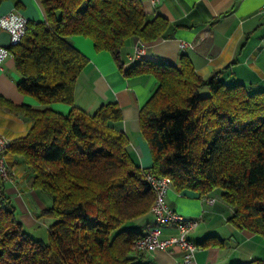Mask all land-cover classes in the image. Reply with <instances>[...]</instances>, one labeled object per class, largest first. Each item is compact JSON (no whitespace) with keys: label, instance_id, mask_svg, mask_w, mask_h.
<instances>
[{"label":"trees","instance_id":"trees-1","mask_svg":"<svg viewBox=\"0 0 264 264\" xmlns=\"http://www.w3.org/2000/svg\"><path fill=\"white\" fill-rule=\"evenodd\" d=\"M40 2L44 20H28L22 40L10 47L21 77L18 90L38 105L1 96L0 105L31 121L5 151L21 156L29 185L51 201L41 216L53 221L46 240L32 237L0 179V264H144L135 242L155 199L147 171L170 177L177 190L207 195L219 189L233 209L228 221L264 238V89L205 80L185 53L177 65L149 60L128 65L125 75L150 73L157 80L138 114L152 157L141 168L118 126L122 114L116 102H103L92 113L74 103V84L87 59L70 37L90 38L96 51L109 52L122 68L125 40L155 39L167 19H148L140 0ZM54 103L70 108L62 113Z\"/></svg>","mask_w":264,"mask_h":264},{"label":"crops","instance_id":"crops-1","mask_svg":"<svg viewBox=\"0 0 264 264\" xmlns=\"http://www.w3.org/2000/svg\"><path fill=\"white\" fill-rule=\"evenodd\" d=\"M140 2L148 19L161 15L168 24L160 36L150 41L128 37L119 53L122 64L137 48L141 56L135 63L149 60L177 65L179 55L185 53L205 80L215 77L228 85L243 83L253 89H264V0H158L156 5L149 0ZM10 11H19L28 20H44L40 0H0V16ZM70 39L73 47L87 59L74 84V103L92 113L103 102H116L122 114L118 126L128 137L130 156L141 168L149 167L151 151L142 136L138 114L156 89V78L150 73L127 76L123 71L128 66L121 68L109 52L96 51L90 38L72 35ZM181 42H186L187 46L182 48ZM20 78L13 56H7L0 69V96L14 104L38 105L32 96L18 90ZM52 107L62 113L70 108L63 103H54ZM30 123L27 116L0 105V137L9 143L23 136ZM4 158L14 171L13 180L4 181L6 193L16 205L27 230L34 229L51 201L42 191L29 185V171L21 156L5 151ZM206 197L214 201L207 203ZM165 201L184 217L198 220L196 228L188 233V238L198 245L190 264H236L242 260L240 254L236 255L238 240L252 238L255 234L236 229L228 221L233 209L222 199L219 190L200 195L171 185ZM153 223L151 213L143 227L146 229ZM176 234L175 228L168 225L159 237ZM207 237L214 239L200 245ZM217 239L221 242L210 244ZM182 255V250L172 247L144 252L139 260L144 264H183Z\"/></svg>","mask_w":264,"mask_h":264},{"label":"built area","instance_id":"built-area-1","mask_svg":"<svg viewBox=\"0 0 264 264\" xmlns=\"http://www.w3.org/2000/svg\"><path fill=\"white\" fill-rule=\"evenodd\" d=\"M149 1L152 5H156L158 2V0ZM262 10H264V6H262ZM27 22L28 19L19 11H10L0 16V31L6 30L10 33V46L0 45V69L4 59L7 56H12L10 47L22 40ZM180 46L184 48L187 43L181 42ZM140 56L141 50L137 48L133 54L126 57L123 65L128 66L134 63L140 59ZM8 145V140L0 137V179L3 181L13 180L14 178V171L8 167L4 158V152ZM145 179L155 193V199L150 207V211L154 216V223L147 226L144 234L136 240V250L138 252H152L157 249L177 247L183 251L182 263L190 264L194 259V253L198 249V245L188 238V233L196 228L198 220L184 217L166 203L165 195L171 187L170 177L147 171ZM205 200L207 203L214 201L213 198L209 197H206ZM168 225L174 227L177 234L168 238L159 237L161 231Z\"/></svg>","mask_w":264,"mask_h":264},{"label":"rangeland","instance_id":"rangeland-1","mask_svg":"<svg viewBox=\"0 0 264 264\" xmlns=\"http://www.w3.org/2000/svg\"><path fill=\"white\" fill-rule=\"evenodd\" d=\"M201 94H207L206 90L201 91ZM219 190V189H215ZM53 221L50 216H41L40 224L35 226L34 229H29L28 233L36 239H47L48 225ZM49 223V224H48ZM231 239L233 237H230ZM239 248L236 255H241V261H247L253 258L264 259V238L256 235L252 238H240Z\"/></svg>","mask_w":264,"mask_h":264},{"label":"water","instance_id":"water-1","mask_svg":"<svg viewBox=\"0 0 264 264\" xmlns=\"http://www.w3.org/2000/svg\"><path fill=\"white\" fill-rule=\"evenodd\" d=\"M0 45L4 47L10 46V33L6 30L0 31Z\"/></svg>","mask_w":264,"mask_h":264}]
</instances>
